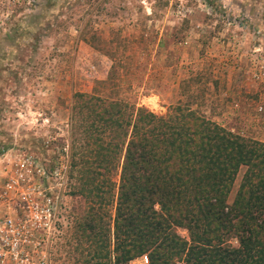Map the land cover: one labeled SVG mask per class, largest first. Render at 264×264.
Returning <instances> with one entry per match:
<instances>
[{
    "label": "rangeland",
    "instance_id": "rangeland-1",
    "mask_svg": "<svg viewBox=\"0 0 264 264\" xmlns=\"http://www.w3.org/2000/svg\"><path fill=\"white\" fill-rule=\"evenodd\" d=\"M111 65V85H98ZM75 92L156 115L179 101L264 144V0H0V162L25 152L56 172L51 264H107L74 233L80 185L65 153Z\"/></svg>",
    "mask_w": 264,
    "mask_h": 264
},
{
    "label": "trees",
    "instance_id": "trees-1",
    "mask_svg": "<svg viewBox=\"0 0 264 264\" xmlns=\"http://www.w3.org/2000/svg\"><path fill=\"white\" fill-rule=\"evenodd\" d=\"M114 68L98 85H111ZM68 126L67 178L76 169L80 185L74 233L98 259L264 264L263 143L179 101L156 115L95 92L72 94Z\"/></svg>",
    "mask_w": 264,
    "mask_h": 264
},
{
    "label": "built area",
    "instance_id": "built-area-1",
    "mask_svg": "<svg viewBox=\"0 0 264 264\" xmlns=\"http://www.w3.org/2000/svg\"><path fill=\"white\" fill-rule=\"evenodd\" d=\"M14 158L0 162V264H51L45 245L59 214L46 182L57 174L25 152Z\"/></svg>",
    "mask_w": 264,
    "mask_h": 264
}]
</instances>
